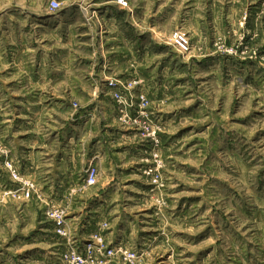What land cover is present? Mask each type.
Instances as JSON below:
<instances>
[{
    "label": "rangeland",
    "instance_id": "obj_1",
    "mask_svg": "<svg viewBox=\"0 0 264 264\" xmlns=\"http://www.w3.org/2000/svg\"><path fill=\"white\" fill-rule=\"evenodd\" d=\"M52 1L0 0V264H264V0Z\"/></svg>",
    "mask_w": 264,
    "mask_h": 264
},
{
    "label": "built area",
    "instance_id": "obj_2",
    "mask_svg": "<svg viewBox=\"0 0 264 264\" xmlns=\"http://www.w3.org/2000/svg\"><path fill=\"white\" fill-rule=\"evenodd\" d=\"M121 3H126L125 0H119ZM60 4L57 0H53L51 7L53 10H57L59 8ZM172 44L176 48L177 51L180 53H187L190 51V38L187 35V33L177 30L172 34ZM116 97L119 101L123 99V96L121 94L116 93ZM146 98L144 95H141V105L140 108L144 109L146 102ZM7 170L9 171L12 180L15 182L21 183V188L12 190L15 194H19L22 198H30L32 196L33 191L35 190V184L29 180L24 178L20 171L17 169V167L11 163L6 162ZM99 175H100V169L96 162H91L87 168L86 176L84 178L83 183V189L91 188L98 184L99 181ZM46 215L50 218H52L56 222V231L61 236H69L70 234V228L68 227L67 219L64 215L63 211H60L57 208H50ZM91 249L88 250L87 253H90ZM115 250H106L105 255L106 256H112L114 254ZM87 254H84L83 252H79L78 250H73L72 252L65 255L66 260L70 264H86L88 258H91V255L86 257Z\"/></svg>",
    "mask_w": 264,
    "mask_h": 264
},
{
    "label": "crops",
    "instance_id": "obj_3",
    "mask_svg": "<svg viewBox=\"0 0 264 264\" xmlns=\"http://www.w3.org/2000/svg\"><path fill=\"white\" fill-rule=\"evenodd\" d=\"M41 77H43V76H41ZM41 77L40 76H36V78L38 79V81L41 79ZM4 122H6V124H10L11 119H7ZM109 125L110 124H105V127H107ZM64 126H65V128L68 127L65 124H64ZM61 133H58V136L56 138L62 137L63 139H65L66 138V136H64L65 133H62V134ZM104 133L105 134H108L109 133V130L104 131ZM56 141H57V139H56ZM63 151L64 150L62 148H58L55 151V156H53L54 157V163L50 165L53 168L52 169H47V168L43 167L42 168L43 170L40 169V168H41V160L43 158L42 157L43 154H41V153H44V151H42V152L41 151H36L35 152L36 154L34 153V160L31 159L32 160L31 163L33 164V167H30V169L34 170L33 173L36 174V175H38L39 178L42 177V175H44V177H49V175H48L49 173H52L53 176L58 175V176L64 177V178L70 176V174L72 173V170L69 167L70 165H66L65 164V158L63 156H60V153H62ZM37 155H38V158H37ZM39 155H41V156H39ZM69 161H71V160H69ZM95 161L97 162V160H95ZM67 164H69V162H67ZM16 167L20 171L21 175L24 178L28 179L27 178L28 175L26 173H23L22 170H20L18 168V166H16ZM5 170L8 172L9 179L12 180V178L10 177L9 171L6 168H5ZM24 172H27L28 173L29 172V169L26 170V168H25V171ZM85 176H86V172H85ZM44 179H46V178H44ZM16 186H21V183L16 182L15 188H17ZM73 219H75V218H73ZM70 220H72V219H70Z\"/></svg>",
    "mask_w": 264,
    "mask_h": 264
}]
</instances>
